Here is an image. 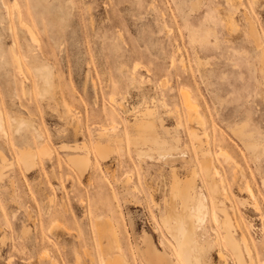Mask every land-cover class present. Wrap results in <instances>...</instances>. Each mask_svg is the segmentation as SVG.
Segmentation results:
<instances>
[{
	"label": "rangeland",
	"instance_id": "obj_1",
	"mask_svg": "<svg viewBox=\"0 0 264 264\" xmlns=\"http://www.w3.org/2000/svg\"><path fill=\"white\" fill-rule=\"evenodd\" d=\"M18 2L38 42L8 20L0 1V117L7 133H0V264H103L106 226L130 264H145L136 246L148 235L171 254L159 221L162 200L171 173L185 179L192 169L210 209L197 232L207 242L202 262L237 264L212 215L203 152L219 170L218 196L245 263L264 264V0ZM14 39L23 76L10 51ZM28 43L51 69L48 94L36 87L23 56ZM183 91L196 109L185 108ZM145 109L153 136L171 144L177 137V149L163 156L142 147L138 155L129 123ZM20 119L27 129H16ZM240 129L259 143L257 155ZM99 133L114 139L106 158L93 150ZM22 147L34 154L28 161L18 154ZM86 151L81 175L67 156Z\"/></svg>",
	"mask_w": 264,
	"mask_h": 264
},
{
	"label": "bare ground",
	"instance_id": "obj_2",
	"mask_svg": "<svg viewBox=\"0 0 264 264\" xmlns=\"http://www.w3.org/2000/svg\"><path fill=\"white\" fill-rule=\"evenodd\" d=\"M0 1H2L3 5H4L5 14H6V17L8 18V20L11 22L12 18L14 17L16 20V25L20 29L22 28L25 31L26 35L29 38L30 43H37L38 39H37L36 33L33 30V28L29 25V23L24 20V18H23L24 13L21 10L20 3L18 2V0H12L11 5H7L4 0H0ZM234 23H233V25H234ZM230 24H231V22H230ZM233 25H230V28ZM235 25H236V23H235ZM9 30L13 31L12 24L9 26ZM249 31H250V35L257 42L259 40V39L257 40V35L259 36V34L257 33L258 31L256 30L255 26H253L252 23H249ZM28 46L31 48L29 43H28ZM260 48H262V47H260ZM10 51H11L12 56H13V60H14L15 69L17 71V74L23 76L24 75L23 64H22L21 57L18 55V53L16 51L15 39L13 40V42L11 44ZM32 52H33V48H31V49L27 48V50H25L26 54H24L23 56L27 60L29 66L31 67V69L33 70V72L35 74V77L37 78L36 87L39 88L41 93L48 94L50 86H51L50 85L51 69L47 63L43 62L39 58V55L32 53ZM261 56H262V62H261L262 67H264V51H262ZM184 91L182 92V98H183L185 108L188 111L193 110L195 108V105L191 101V98L189 97L190 95H188V93H185ZM148 108H150V107H148ZM151 113L152 112L150 110L145 109L144 111L140 112L139 115L135 114V117L133 118V122L129 123L130 143L133 145L134 149L137 150L138 155L142 154V151H143L142 147H147L148 150L154 149V150L158 151L160 154H163V156H165L166 154L169 153V151L171 152V150L173 151V150L177 149V147H178L177 146L178 145L177 137L174 138L175 144L174 143L171 144L168 140H160L157 137L153 136V131L155 128V125H154L155 122L153 123L152 121L149 120V118L151 117ZM0 115H1V113H0ZM155 117H157V115H155ZM190 118L192 119L194 117H190ZM152 119H153V117H152ZM200 119H201V117H200ZM201 122H203V121H201ZM158 123H159V119H158ZM24 126L26 129L28 128L27 126H29L28 121H26L24 119H20L19 123H16V129L17 130L22 129ZM158 132H159V130H158ZM193 132H195V131H193ZM236 132H238L239 137H240V135L241 136L243 135L241 137L242 139L243 138L246 139L245 137L249 136V134L247 135V133H246V136L244 137L245 131L243 132L242 129H240L239 131L237 130ZM0 133H2V135H4V136L7 135L6 131L4 130L3 123L1 121V117H0ZM155 133H157V131H155ZM33 134L35 136L37 135L38 138L41 137V135L37 134L35 130H34ZM106 134L107 133H99L100 139L95 141V143L93 144L94 152L97 155H99L100 157H105V158H106V155L107 156L109 155L112 141H114V139L112 137L107 136ZM195 134L196 133H194V135ZM104 136L108 138V141L105 143L101 140L102 138H104ZM249 138L247 141L243 139L244 144H245L247 149H249L251 152L256 154L257 150L259 148L258 147L259 143L256 144V142H254L256 140L249 141ZM255 139H256V137H255ZM116 140L120 141V139H117V138H116ZM48 147H49V145H48ZM29 148L30 147H22V149H19L18 154H19L21 160H23V161L27 160L28 161L29 159H31L34 156V154L31 152L32 150ZM45 148H44V151H46ZM84 148H85V145H81V146L80 145H74V147H72L73 150H77V149L83 150ZM85 149L87 150V147ZM78 151H80V150H78ZM226 151H224V152L222 151L223 154H226L225 153ZM250 151H248V152H250ZM262 151H263V148H262ZM35 154H37V153H35ZM86 154L87 155H84V156H78V155H73V156L69 155V157L67 156L68 161L71 163V165H73L76 168L75 170L80 171V172L79 171H77V172L81 173V175L87 169L88 161L90 159V158L88 159L89 153L87 152ZM259 154H261V153L259 152ZM200 163H201V168L203 170V173H204V176L206 179L205 181H207V183L209 185L207 187H209V189H211V190H209V189L208 190L210 192H212V196H213L212 215H213L214 221L219 225V228L222 231L223 241L225 244L230 246V248L232 249V250L231 249L230 250L234 252V255L236 256L235 260H237V264H246L244 261L245 259L243 258L244 256L242 255L243 253L241 254L242 249L240 247V244L234 236V233H235L234 229L235 228H234L233 222L230 219L231 216H229V214H227V212H226V208L224 205L225 202H224L223 198H220L218 196L221 194L219 191V188H218L219 183L216 179V175H218L219 170L217 171L216 167L214 165H212L213 162L211 161V159L209 157H207V152L202 153V159L200 160ZM30 165H32V164H30ZM196 177H197V171H195L193 169L190 172V175L187 176L185 179H181L180 177H178V175L175 172L171 173V179H170V182H169L168 187H167V193L164 195L163 200H162V209L160 211L159 221H160L163 229L165 230V232L169 236L171 244L174 247V249H173L171 254L166 253L165 251H161V250L157 249V247L154 246L153 242H151V239H150L151 237L149 235L146 236L145 239L143 238L142 245L136 246V252L139 255V257H141L144 260L145 264H181V263H183V264H203L202 255L204 253L203 251H205V245L207 242L201 243V240L199 241L197 239V237L199 236V235H197V232L200 231V229L204 223V218H205L209 208H208V205L205 203V200H207V199H205L206 195H204L203 192H201L199 190L200 186H198L196 183ZM247 184L248 183H246V187H247ZM249 186H248V188H250ZM251 191H253V190H251ZM253 192L251 194H254ZM224 193H225V191H224ZM224 197L226 198V196H224ZM155 206H157V204H155ZM209 211H210V209H209ZM99 219H101V217ZM102 223H99V224L104 225ZM106 225H107V223H106ZM95 227H97V226L95 225ZM107 227H110V226H106V228H105L106 230L108 229V231H106V232H108V234L110 233V235H108L107 233L104 234L105 236L107 235L106 238H108V239H107V242L105 245L106 246L105 255H107V256H105L103 258V264H130L120 249L119 238H118L117 232H115V231L112 232L110 230L112 228L110 227V229H109ZM97 228H96V231H97ZM101 230H102V228H101ZM201 231H202V229H201ZM97 234H99L100 236L101 235L103 236V233L100 234L98 232ZM216 236H217L216 237L217 240L221 242V237L217 234H216ZM241 240L244 242V244H246V242H247L246 237H242ZM161 244H163V245L165 244L163 240H161ZM101 245H102V243H101ZM101 248H102V246H101ZM102 249L104 250V247ZM220 256L222 257L223 254L220 253ZM250 262H251V260H250ZM54 264H55V262H54ZM234 264H235V262H234Z\"/></svg>",
	"mask_w": 264,
	"mask_h": 264
}]
</instances>
